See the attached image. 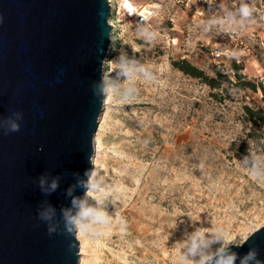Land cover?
Instances as JSON below:
<instances>
[{
    "label": "rangeland",
    "instance_id": "1",
    "mask_svg": "<svg viewBox=\"0 0 264 264\" xmlns=\"http://www.w3.org/2000/svg\"><path fill=\"white\" fill-rule=\"evenodd\" d=\"M122 1L108 0L112 31L102 77L117 83L111 61L126 54L152 68L157 79L138 78L140 92L131 102H102L91 162L119 199L111 198L113 223L102 236L80 234L78 264H176L179 242L194 228L221 227L235 237L264 225V182L241 167L249 151L264 155V140L249 136L244 113V106L262 105L264 0H248L254 23L211 35L200 30L214 15L203 0H129L136 6L132 15ZM218 2L234 9L241 0ZM142 19L159 33L155 43L138 35ZM175 63L193 65L206 78ZM219 72L230 82L217 78ZM210 78L220 86H210ZM242 81L256 89L235 84ZM121 216L124 231L116 223Z\"/></svg>",
    "mask_w": 264,
    "mask_h": 264
},
{
    "label": "water",
    "instance_id": "2",
    "mask_svg": "<svg viewBox=\"0 0 264 264\" xmlns=\"http://www.w3.org/2000/svg\"><path fill=\"white\" fill-rule=\"evenodd\" d=\"M108 0H0V120L21 112L20 130L0 126V264H78L76 234L49 235L45 202L70 206L92 168L93 138L110 43ZM42 149V151H38ZM51 195L41 192L39 179ZM241 248L264 261V225ZM239 264V261H237Z\"/></svg>",
    "mask_w": 264,
    "mask_h": 264
},
{
    "label": "clouds",
    "instance_id": "3",
    "mask_svg": "<svg viewBox=\"0 0 264 264\" xmlns=\"http://www.w3.org/2000/svg\"><path fill=\"white\" fill-rule=\"evenodd\" d=\"M208 6V12L214 13L201 25L200 30L205 35L213 33H235L246 28L255 22L256 10L250 5L248 0L241 2L233 8H226L219 5L218 0H203ZM197 0H193V5ZM159 7V6H157ZM148 21L142 19L137 24L138 35L148 43H155L159 39V33L147 26ZM111 63L116 67L115 80L111 83L101 78L98 84L92 86L94 95L105 99H112L121 102H131L139 95V88L136 80L142 79L145 83H152L157 79L156 73L152 68L147 67L136 57H129L126 54L118 55ZM121 80L132 81L127 86L121 88L117 84ZM23 119L21 112H13L11 116L0 120V126L6 127L9 132H18L20 123ZM42 151V149H38ZM92 163V162H91ZM92 168L87 170L86 179L78 181L77 186L84 189L81 197L72 196L73 189L68 190L71 197L70 206L61 207L59 219H57L56 209L53 205L45 204L38 208V218L47 225L49 235L62 230L70 235L77 233L84 236L98 238L104 234L106 228L111 227L113 217L110 213L112 203L111 198L115 196L116 190L109 187L107 178L102 175V171L92 163ZM241 167L247 169L248 174L257 182H264V155L249 151L241 157ZM107 185L101 192V188ZM38 185L45 195H51L58 187V182L53 180L48 188L45 187V179L41 177ZM93 193H100L94 199ZM115 199H119L115 196ZM121 231L126 230L127 221L124 217L116 220ZM175 227V224H174ZM251 232H244L233 237L221 227H216L211 231H202L201 228H194L191 232H186L183 239L179 242L180 252L176 258V264H264L258 258V250L254 247L244 255H239L233 249L243 247L250 237Z\"/></svg>",
    "mask_w": 264,
    "mask_h": 264
},
{
    "label": "trees",
    "instance_id": "4",
    "mask_svg": "<svg viewBox=\"0 0 264 264\" xmlns=\"http://www.w3.org/2000/svg\"><path fill=\"white\" fill-rule=\"evenodd\" d=\"M175 65L178 66L179 69L183 70L184 72L192 76L203 77L201 70L193 65H190V64L184 65L182 63H175ZM231 69L233 73L237 72V66L235 64H233ZM216 77L219 79H228L226 75H223L220 72L217 73ZM203 78H206V77L204 76ZM207 81H208V84L212 87L220 86V83H218L217 79L215 78L207 79ZM228 81L230 82L229 79ZM235 84L239 88L250 87V88L256 89V86L254 85V83L249 82V81H242L240 83L235 82ZM260 90L262 92V97H261L262 105L259 107H255V108L244 106L245 117L251 126V129L249 130L248 134L253 140L257 142H259L261 139L264 140V84H260Z\"/></svg>",
    "mask_w": 264,
    "mask_h": 264
},
{
    "label": "bare ground",
    "instance_id": "5",
    "mask_svg": "<svg viewBox=\"0 0 264 264\" xmlns=\"http://www.w3.org/2000/svg\"><path fill=\"white\" fill-rule=\"evenodd\" d=\"M122 4H123L124 8L130 13V15H132V14L135 13V11H136V6L133 5L129 0H123V1H122ZM145 10H146V7L143 8V11H145ZM111 24H112V23H111ZM95 141H96V140H95ZM94 143H95V142H94ZM93 160H94V158H93ZM76 238H77L78 240L80 239V234H79V233L76 234ZM80 250H81V253H83V249L81 248ZM80 264H82V263H80Z\"/></svg>",
    "mask_w": 264,
    "mask_h": 264
}]
</instances>
